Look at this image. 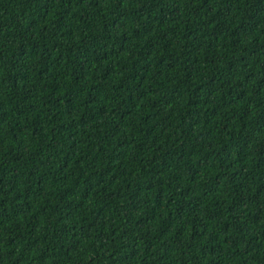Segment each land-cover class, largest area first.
I'll return each instance as SVG.
<instances>
[{
	"label": "trees",
	"instance_id": "obj_1",
	"mask_svg": "<svg viewBox=\"0 0 264 264\" xmlns=\"http://www.w3.org/2000/svg\"><path fill=\"white\" fill-rule=\"evenodd\" d=\"M0 264H264V0H0Z\"/></svg>",
	"mask_w": 264,
	"mask_h": 264
}]
</instances>
